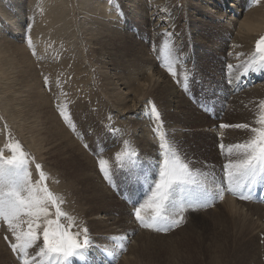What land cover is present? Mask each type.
I'll list each match as a JSON object with an SVG mask.
<instances>
[{
    "label": "rangeland",
    "instance_id": "374dc122",
    "mask_svg": "<svg viewBox=\"0 0 264 264\" xmlns=\"http://www.w3.org/2000/svg\"><path fill=\"white\" fill-rule=\"evenodd\" d=\"M104 2L103 8L107 7L110 20L117 22L122 35L128 33L137 40L123 44V48H128L125 53H146L155 62L152 71L165 74H151L153 81L147 79L150 74L133 77L132 66L146 60L139 61L132 56L126 58L131 62L126 74H108L113 73V66L107 63L109 58L96 57L95 46H90L81 35L78 37L80 48L76 50L86 52L87 49L84 54L88 53V58L85 59L86 69L79 72L80 66L73 63L75 53L68 50L65 37L32 36L34 24L29 22V13L15 11L10 4L8 8L22 32L13 33L3 26L0 30L12 32L8 38L24 47L30 62L17 56L13 64L3 66L4 71L13 70L15 74H0V90L17 78L18 92L26 98L23 108L14 105L6 96H3L4 102L0 100V148L18 140L35 163L43 166L49 190L62 198L61 209L67 213V218H61V223L71 224L69 231L80 233L77 239L81 241L83 229L88 230L91 247L82 257L73 258V264H264V204L242 201L238 197L240 201H237L225 194L224 200L217 201L213 207L186 211L185 222L168 233L140 227L133 215L134 203L138 206L146 199L148 183L155 178V165L161 153L159 135L155 132L157 122L150 115L151 104L160 112V130L166 134L170 145L191 162L194 171L207 174L199 178H206L209 185L213 178L216 182L224 178L223 165L228 156L226 151L222 153L220 143L223 142L226 149L227 145L244 142L251 135L247 130L221 129L219 125L248 123L256 126L264 89L255 93L246 92L249 89L244 88L235 90L228 85L226 57L231 42L222 37L225 25L218 26L213 18L217 15L216 6L210 5L211 19L204 16L203 27L196 31L191 26L190 16L193 19L198 16L204 8V0H170L165 14L148 4L147 11L155 20L159 19L164 32L177 44L168 48L171 50L170 63L177 73L174 79L161 66V49L165 47L153 33L150 23L136 18L127 0ZM228 2L234 5L235 1ZM28 6L26 9L31 7ZM17 12H22V17ZM79 18L76 12L75 22L78 23ZM235 18L238 28L245 17ZM227 20L230 19L224 17L219 22L232 28L234 22L226 23ZM176 24L181 27V34H177ZM261 35H264V28L255 42ZM4 58L0 57V61ZM259 76L261 80L257 79ZM44 77L48 78L47 86ZM106 77L113 80L115 88L109 87ZM159 77L160 87L157 85ZM253 78V82H264V74H256ZM123 80L126 85L121 84ZM223 90L230 96L223 93L219 96L218 92ZM8 92L11 94L12 90ZM8 92L5 90L6 95ZM174 99L177 102L172 103ZM58 107L70 116L75 131L59 115ZM25 112H29V116L24 117ZM117 152H135L137 156L124 157L121 167L116 161ZM9 154L4 153L5 156ZM101 157L108 161L111 183L99 171ZM35 163L29 168L33 181L39 179ZM54 211L50 208V212ZM110 217L120 219L121 226H118L119 231L108 236L106 222ZM49 218L55 219V216ZM126 230L130 231L126 233ZM124 233L128 235L126 251L112 261L109 253L116 244L111 243L116 242L111 238ZM9 242H15L14 238L0 220V264H20ZM38 243L42 244V237ZM36 251L38 249H29L32 256ZM42 264H47L46 258Z\"/></svg>",
    "mask_w": 264,
    "mask_h": 264
},
{
    "label": "snow or ice",
    "instance_id": "6c2138e0",
    "mask_svg": "<svg viewBox=\"0 0 264 264\" xmlns=\"http://www.w3.org/2000/svg\"><path fill=\"white\" fill-rule=\"evenodd\" d=\"M254 2L259 4L260 0ZM28 46L33 47L30 38ZM170 56L171 50L167 46L161 49V66L176 79L177 73L170 63ZM227 67L232 69L233 65ZM239 67L243 68V76L264 71V35L255 42L253 59ZM44 83L48 85L47 77H44ZM259 108L256 126L248 123L219 125L221 129L247 130L251 135L244 142L227 145L226 149L224 143H220L222 153L226 151L228 156L223 165L224 178L221 182L213 178L209 185L206 178H199L207 174L194 171L191 162L182 158L178 149L170 145L166 134L160 130V112L151 104L150 115L157 122L155 132L159 135L161 153L155 165V178L148 183L146 199L138 206L134 203L133 215L139 226L156 233H168L185 222L186 211L213 207L217 201L224 200L226 192L242 201L252 200L253 185L264 183V100L260 101ZM57 110L65 123L75 131L76 126L70 116L59 107ZM5 151L10 154L5 156ZM115 156L117 163L123 167V158H134L137 153L117 152ZM131 162L135 164L134 159ZM33 163L34 158L24 151L18 140L0 148V220L7 225L8 232L14 238L15 242H9L11 250L18 254L20 264H42L44 258L47 264H73V258L82 257L85 250L91 247L88 230L83 229L81 241L77 239L80 233L69 231L71 224L65 226L61 223V218H67V213L61 209L63 200L49 190L46 183L48 177L39 163H35L39 179L32 180L29 168ZM98 167L104 179L111 183L108 161L99 158ZM50 208L55 211L50 212ZM50 216H55V219ZM41 237L42 244L38 243ZM4 239L8 240V236ZM111 239L116 242V248L109 255L115 261L120 252L126 251L127 237L113 236ZM29 249L38 251L32 256Z\"/></svg>",
    "mask_w": 264,
    "mask_h": 264
},
{
    "label": "bare ground",
    "instance_id": "6f19581e",
    "mask_svg": "<svg viewBox=\"0 0 264 264\" xmlns=\"http://www.w3.org/2000/svg\"><path fill=\"white\" fill-rule=\"evenodd\" d=\"M9 1V3H7ZM25 1V0H24ZM0 0V26H3L6 29L13 31V33L22 32V28L18 26L16 21L14 20V14L8 8L11 4V9L23 10L25 14L29 13L30 16V24H34L33 30L31 31L32 36H39L40 34H44L43 36L46 38L48 35L58 36L59 38L67 39V48L70 51H73L75 55H73V63H77L80 66V71L82 72L86 69L85 59L88 58V53L82 51H77V48H80L79 45V35L84 37V39L89 42V45L93 47L95 46V51L98 53L96 57H107L109 58L107 63L111 64L112 72L108 74H126L127 69L129 68L131 62L126 58L128 56H132L133 59H137L139 61L146 60L145 63L141 65H133L131 68V74H134L133 77H140V75H146L147 79L153 81L154 75L151 74H165L163 71L154 70L157 73L152 71V68L155 64L154 60L147 56L146 53L139 52L135 55L125 53L128 51L127 46L122 47L123 44L129 45L131 42L137 41L131 34L122 35V29H120L117 22H114L112 19L110 20V16L106 10L103 8L105 6L104 0ZM74 1V2H73ZM205 4L200 11L198 16L193 19L190 16V20L193 21L191 26L194 30L196 28H202L204 25V16L211 19V13L208 12L210 9V5H215L216 10L215 13L217 15L213 17L217 20V25H225L223 28L222 37L226 40H229L231 43L227 52V65H233L232 69H228L225 73L226 81L228 85L231 86L235 90L249 89L251 92H259L261 89H264V82H253L255 76L257 74H264L262 72H250L249 75L243 76L241 67L239 65L246 64L253 59L252 50L253 44L255 42L256 36L260 33V30L264 28V0H260L259 4L255 3L254 0H238L239 3L236 4V0L233 4H230L228 1L232 0H204ZM73 2V5H72ZM148 2V1H147ZM146 0H127L128 6H130V11L134 13V16L139 20H144L150 23V26L153 27V33L157 35L159 39H161L164 47L167 48L177 45L169 35H167L163 27L160 26L159 19L155 20V16L147 11L148 4H151L155 9L162 10L163 13H168V6L170 4V0H150L148 3ZM39 4V6L36 5ZM76 3V4H74ZM167 3V4H166ZM232 3V2H231ZM252 4V5H251ZM27 5L31 6L29 9ZM77 5V7L75 6ZM229 5V7L227 6ZM233 7H231V6ZM28 6V7H29ZM248 6L251 8L248 9ZM231 8V9H230ZM230 9V10H229ZM152 10V9H151ZM28 11V12H27ZM154 11V10H153ZM219 11V12H218ZM79 12V22H75V13ZM152 12V11H151ZM237 14L234 15V13ZM171 14V12H169ZM175 13V12H174ZM19 17H22V12H17ZM236 16L245 17L237 28L236 24ZM172 17V16H171ZM227 18L226 23H233L232 28L228 24H221L220 20L222 18ZM173 18V17H172ZM174 19V18H173ZM150 21V22H149ZM199 21V22H198ZM220 21V22H219ZM176 19L173 20V23H176ZM177 26V34L178 32L181 34V27ZM199 31V29H197ZM196 30V31H197ZM15 31V32H14ZM12 32L4 30H0V57H5L0 61V74H15V71L9 70L4 71V65H11L16 60L17 56H21L30 62V59L25 52V49L22 45H18L16 43H12L7 35H11ZM198 34V33H197ZM217 36V34H216ZM42 37V35H41ZM52 37V36H51ZM196 40V39H195ZM162 45V46H163ZM19 46V47H17ZM161 46V45H160ZM121 47V48H120ZM73 49V50H72ZM81 50V49H80ZM77 51V52H76ZM68 53V52H67ZM2 54V55H1ZM70 54V53H69ZM64 56V55H63ZM64 58H69L65 56ZM101 59V58H100ZM50 60V59H49ZM69 60V59H67ZM104 60V58H103ZM51 61V60H50ZM128 63V64H127ZM100 66V65H99ZM104 67V65H103ZM101 69V67L99 68ZM111 69V68H110ZM104 70V69H102ZM237 72H235V71ZM104 74V73H102ZM130 74V73H129ZM106 81L108 82L109 87H114L115 83L113 80L110 81L108 77H106ZM238 79L236 82L233 80ZM123 79V77H121ZM258 80L262 79V76L257 78ZM109 80V81H108ZM19 79L15 78L12 81H9V84L0 90V100L4 102V97L6 96L8 100H10L14 105L23 108L26 105V98L22 93H19L20 83ZM231 81V83H229ZM160 77L157 80L158 87L161 86ZM121 84L126 85V81H121ZM247 85V86H245ZM236 86L237 88H235ZM251 88V89H250ZM8 89L12 90V93L8 92ZM5 90H7V95L5 94ZM4 96V97H3ZM119 102H124V99H119ZM177 102L176 99L171 101ZM0 102V106H1ZM24 117L29 116V112H25ZM143 122L141 121L140 125ZM2 138V137H0ZM1 144V143H0ZM132 202V201H131ZM235 204V203H234ZM257 204V203H254ZM260 204V203H259ZM235 208L236 205H233ZM251 208V207H248ZM117 224V226H115ZM106 226L108 228L109 234H115L113 232H117L118 226H121L120 219H116V217H110L108 222H106ZM115 226V227H114ZM130 230H126V233ZM132 231V230H131ZM125 234V233H124ZM145 234V233H144ZM141 235V234H140ZM143 235V234H142ZM113 237V236H112ZM116 244V243H111ZM107 256V253H104ZM91 261V260H90ZM99 262V260H98ZM99 264V263H98ZM106 264V263H103Z\"/></svg>",
    "mask_w": 264,
    "mask_h": 264
}]
</instances>
